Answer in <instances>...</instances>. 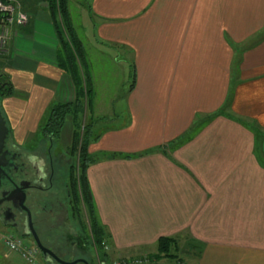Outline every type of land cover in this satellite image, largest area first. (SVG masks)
Returning <instances> with one entry per match:
<instances>
[{"label":"crops","instance_id":"crops-1","mask_svg":"<svg viewBox=\"0 0 264 264\" xmlns=\"http://www.w3.org/2000/svg\"><path fill=\"white\" fill-rule=\"evenodd\" d=\"M17 3L28 23L14 27L0 71L28 96L2 106L23 142L75 88L47 2ZM87 10L89 44L123 53L130 69L123 122L95 123L87 150L108 246L133 259L179 237L194 264H264V0H92Z\"/></svg>","mask_w":264,"mask_h":264},{"label":"rangeland","instance_id":"rangeland-1","mask_svg":"<svg viewBox=\"0 0 264 264\" xmlns=\"http://www.w3.org/2000/svg\"><path fill=\"white\" fill-rule=\"evenodd\" d=\"M92 0H69L70 4V10H71V16L74 20L75 26L80 34V37L84 39V43L89 55V60L94 63V68H91L90 65V72L91 77L93 81V85L95 82L94 87V97L92 100V103L87 106V110L85 113V116L82 118L84 125H94L95 123L102 121L104 119L111 118L110 125H120L123 122L124 114L126 112L125 109V94L127 92L129 81H130V69H129V63L125 55L121 52L116 51L112 47H109L107 45L101 44L98 45L97 43H93L92 41L89 44V40H93L91 37L93 35V25L92 20L90 19L87 6L90 5ZM20 8V6H19ZM20 11L24 12V9H19ZM95 25V21L93 22ZM11 31H10V39L7 42V47L0 49V62L7 63V59L5 58L6 54H9V44L12 41L13 38V31L14 27L11 25ZM99 46V48H96ZM108 47V48H107ZM5 50V52H4ZM95 50H102L105 51L111 55L106 56H95ZM11 55V54H10ZM88 60V61H89ZM94 73H93V71ZM2 73V71H0ZM23 100L20 97H14ZM114 98V101L111 100ZM13 100V99H12ZM12 100L8 101L11 102ZM8 102H3V100L0 99L1 107L3 104L5 105ZM30 103L31 107H34L32 102H27L26 105L28 107ZM51 105V104H50ZM49 105V106H50ZM48 106V107H49ZM14 108V107H12ZM122 108L123 111L120 109ZM3 111V109H2ZM5 117L6 114L3 111ZM11 116V115H10ZM117 118V121L114 123L113 120ZM7 119V117H6ZM12 122L14 124V117L11 116ZM70 120V119H69ZM67 121L63 130H62V136L60 142L54 141V147H53V154L56 159V156H59V153L63 152L68 153L66 155L68 162L66 163V168L61 169L63 176L68 179L69 177L74 180L76 175H78V169L81 165V159H80V147H81V141L75 140L74 137V130L73 125L70 123V121ZM7 123L9 126V122L7 119ZM19 124V121H18ZM10 127V126H9ZM40 127V126H39ZM11 130V128H10ZM12 131V130H11ZM40 129L37 130V132L31 134L28 136V138H37L40 139ZM13 134V132H12ZM12 136V135H11ZM35 138V139H36ZM44 138V148L45 150L49 147L48 139ZM42 139V138H41ZM46 140V141H45ZM75 142V143H74ZM43 149V148H42ZM63 151V152H62ZM73 193V192H72ZM69 215L66 220V224L63 227V231L55 230V232L50 233L49 236L42 235V228H38V233L40 234V237L44 243H42L45 247L51 249L53 252L57 254L59 258H61L64 261H75L77 259H84L89 264H115L117 262H121L122 260H129L133 261L135 259H139L142 257V255H139L137 258H124L122 256L117 255V252H114L111 250V248L108 246H105L106 256L107 257H100L99 251H97L95 248H91L89 244L86 243V240L84 241V234H85V225H88V219L86 216V210L84 209V205L81 203L77 206V211L75 210V201L73 196V202L69 201ZM68 221V222H67ZM71 232V234H70ZM0 233L3 235H12L14 237H18L21 239H24L27 242H30L32 244H35V241L33 238L28 237L27 235L23 236L19 232L11 229V228H5L0 226ZM67 234H70V238L68 241L62 240L63 237L66 238ZM77 235V236H76ZM175 245L171 247L170 253L174 255L173 258L169 257H163V259L158 260L154 263L156 264H178L179 262H186V264H194L193 260H195V257L193 258L191 256V253L184 249L183 245L185 243L184 239L181 238L180 242L178 243L179 237L175 238ZM29 243V244H30ZM178 244V245H177ZM36 245V244H35ZM3 248L6 252V255L4 254L3 250L0 251V260L3 259L4 256H7L9 252L3 244L0 242V248ZM187 249V248H186ZM152 255H155L158 253L157 248L150 251ZM15 256L18 258L15 260L12 259L13 264H26L23 259H21V256L19 257L17 253H14ZM149 255V254H147ZM141 256V257H140ZM103 258L104 262H100ZM197 258V257H196ZM190 259L192 261H190ZM37 264H58L55 260L52 258L44 259L42 257V253L39 256L37 260ZM82 264V263H80ZM148 264H152V261H150Z\"/></svg>","mask_w":264,"mask_h":264},{"label":"trees","instance_id":"trees-1","mask_svg":"<svg viewBox=\"0 0 264 264\" xmlns=\"http://www.w3.org/2000/svg\"><path fill=\"white\" fill-rule=\"evenodd\" d=\"M45 2H47L51 21L58 39L56 51L58 66L71 78L75 88V99L72 102H53L47 108L40 123V136L41 138L54 137L60 139L62 130L70 119L69 121L73 125L75 140L81 141L79 150L81 165L78 169V175L73 180L75 210L77 211L78 204L82 203L84 205L88 219V225L84 224V241L86 240V243L91 248L99 251L100 257H107L105 246L108 245L110 236L98 217L88 179V167L93 162V159L89 156L87 150L89 143L93 139L94 126L82 124V118L85 116L87 106L92 103L94 97V85L90 65L86 50L79 38L71 16L69 0H45ZM11 97L27 99L28 96L15 89L9 75L0 73V99L4 100ZM0 109L2 110L1 104ZM215 116H210L207 121H211ZM240 122L253 129L257 134L261 132L254 124L242 120ZM196 131L194 130L192 134ZM10 135H12L11 130ZM175 241L176 239L173 237L159 239L157 242L158 253L146 256L149 262L152 261V264H156L154 262L163 259V257L173 258L174 255L170 251L171 247L176 244ZM188 251L190 252V250H186L187 253ZM101 259L100 262H104L103 258Z\"/></svg>","mask_w":264,"mask_h":264},{"label":"flooded vegetation","instance_id":"flooded-vegetation-1","mask_svg":"<svg viewBox=\"0 0 264 264\" xmlns=\"http://www.w3.org/2000/svg\"><path fill=\"white\" fill-rule=\"evenodd\" d=\"M35 138L18 142L13 134L9 135L4 148L6 154L3 159L0 156V226L33 238L28 223L29 214L22 205L24 200L33 227L44 243L38 228H42L43 236H49V232L55 230L63 231L69 215V201L73 202L74 182L61 174V169L66 168L68 153L62 151L64 154L60 152L56 159L53 154L54 141L60 142L62 138L49 137L47 150L42 143L44 138ZM12 193L10 200L7 199ZM70 234L62 240L68 241Z\"/></svg>","mask_w":264,"mask_h":264},{"label":"built area","instance_id":"built-area-1","mask_svg":"<svg viewBox=\"0 0 264 264\" xmlns=\"http://www.w3.org/2000/svg\"><path fill=\"white\" fill-rule=\"evenodd\" d=\"M19 9L17 0H0V49L7 47V42L11 35V25H13V27L24 26L28 23V15ZM0 242L9 252L19 254L26 264H37V260L41 255V251L37 245L27 242L24 239L12 235H3L1 233ZM148 263L149 259L145 256L133 261L122 260L115 264ZM178 264H186V262H179Z\"/></svg>","mask_w":264,"mask_h":264},{"label":"water","instance_id":"water-1","mask_svg":"<svg viewBox=\"0 0 264 264\" xmlns=\"http://www.w3.org/2000/svg\"><path fill=\"white\" fill-rule=\"evenodd\" d=\"M10 135V128L8 126L7 123V119L5 117V115L3 114V111L0 109V156L2 155V158H4L6 152L4 151L7 139L9 138ZM0 159V160H1ZM0 164H2L0 162ZM23 192V189H20ZM24 196L25 193L23 192ZM13 193L7 198L10 200V198L12 197ZM24 200L22 201V205L24 207V209L28 212L29 214V219H28V223H29V228H30V233L34 238L35 244L37 245V247L39 248V250L41 251L44 259H49L52 258L53 260H55L57 263L59 264H89V262H87L84 259H77L75 261H64L61 258H59L51 249L45 247L42 242L40 241L34 227H33V223H32V219H31V214L30 211L25 208L24 204H23Z\"/></svg>","mask_w":264,"mask_h":264}]
</instances>
